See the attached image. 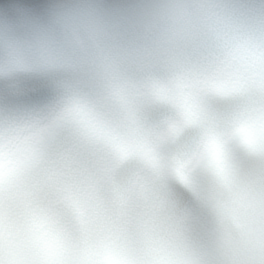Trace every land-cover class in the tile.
Wrapping results in <instances>:
<instances>
[{"label":"clouds","instance_id":"9594fccd","mask_svg":"<svg viewBox=\"0 0 264 264\" xmlns=\"http://www.w3.org/2000/svg\"><path fill=\"white\" fill-rule=\"evenodd\" d=\"M0 264H264V0H0Z\"/></svg>","mask_w":264,"mask_h":264}]
</instances>
